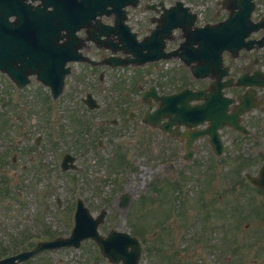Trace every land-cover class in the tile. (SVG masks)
I'll return each mask as SVG.
<instances>
[{
    "label": "rangeland",
    "instance_id": "obj_1",
    "mask_svg": "<svg viewBox=\"0 0 264 264\" xmlns=\"http://www.w3.org/2000/svg\"><path fill=\"white\" fill-rule=\"evenodd\" d=\"M168 71V70H164ZM134 71H131L133 74ZM149 72L151 74V77H156V74L158 73V70L156 69H149ZM176 73V71H175ZM132 78L134 77L131 75ZM131 78V80H132ZM7 87L5 85H0V94L4 90L5 92ZM7 94V93H6ZM6 101H9L8 95L4 97ZM10 103V102H9ZM33 106V110L29 112V118L28 122L26 124H21L23 120H21L20 124L15 127L12 119L15 115L13 111H11L10 104L8 106L2 105L3 108H0V145L3 148V152L1 153L2 158H8L11 156L14 151H18L19 143L22 145V154L23 156L27 157V163L29 165V168L26 172L23 173V180L22 183L27 184L33 181L37 177V172L35 171L36 167L42 166L47 160H50L51 162L54 160V156L57 154V157L61 154L62 149L67 147V145H62L59 149L56 151H53L48 147V145L45 143L40 149H35L36 152L35 157L31 158L28 157L26 149L32 145V140L39 134L42 133L46 129V120L43 118V111L42 106L40 104H35L33 101L32 103H29L28 106ZM133 107L137 108V105H133ZM78 110L82 109L81 106L77 105ZM40 114V118L37 117V115ZM45 116V115H44ZM36 117L37 123L35 125H32L31 118ZM87 118V117H86ZM11 120V126H8L5 122ZM92 123V130L94 135H96L98 138L104 140V143L109 150H113L112 146L114 145L117 137L119 136L120 130L113 129L109 125V119H107V122H104L103 117H94L91 120ZM4 125H7L6 128H4ZM127 129L131 138L137 141V144L139 143L140 139L144 138L142 136L140 130L142 129L135 123H127L126 124ZM15 127V128H14ZM123 135V134H122ZM121 135V136H122ZM231 138V137H230ZM228 138V140L230 139ZM26 140V142H25ZM153 141V140H152ZM156 146L155 144H153ZM158 146V145H157ZM128 146L126 145V148ZM150 148H153L151 145ZM138 149V147L136 148ZM229 150L233 151V148L231 147V144L229 145ZM258 151L254 150L252 145L248 143H241L240 147L238 148L237 155L241 156L245 160H248V172L254 171L256 172L261 164L257 162V166L255 163H252L251 161L255 160V158H259L260 155H258ZM204 157H206L205 152H200L198 159L202 160ZM228 157H230L229 151H228ZM232 157H236V154L232 152ZM148 158V156L145 157V160ZM229 160V159H228ZM111 162V161H110ZM109 162V163H110ZM157 160L154 161V165L157 164ZM79 165L81 167L80 173H74V176L77 180L80 181H87L90 182L92 185H96L94 189V194L97 196H91L88 199L89 206L92 208V211L95 214H98V212L101 209L109 208L110 214L108 217V222L104 227V230H108L110 228L115 229H123L124 227V219L122 212H120L117 208V194L116 192H119L120 189H122L124 186L130 185L131 187H142L143 185H149V182L147 181L146 184L142 181L141 177L137 174L136 171H126L123 172L122 167H112L108 170V166L106 169L102 166L94 164L91 157L84 153L80 157ZM109 165V164H108ZM104 168V173L99 176L98 178L95 176L96 170H102ZM11 169V168H10ZM228 167L225 168V172L227 173ZM0 172L4 175L7 172H4L3 169L0 170ZM216 176H218V173H215ZM224 176V175H223ZM41 179V178H38ZM69 181V179H67ZM108 181H112L109 183ZM201 179L196 178L194 180V183L192 184V191L189 192V208L190 213L193 214L194 218H197V210L194 206V197L196 196V199L198 198V195L202 194L206 195V198L208 199L207 202L209 203V208H207L209 213V219L211 217H214L215 219L219 218V210L215 207V201L216 199H210L218 197L219 194L222 191V197L220 198V205L223 206V209L227 210V203L229 200L233 199L235 196L232 194H227L226 192L230 190V186L235 184V178L234 176H231L230 180H224V179H218L214 183H212L211 187H209V184L204 183V185L200 182ZM11 185L15 186L19 181L10 179ZM98 182V183H97ZM114 182L118 183L115 184ZM97 183V184H96ZM20 184L17 185L19 187ZM244 190V189H243ZM14 192V191H13ZM18 194L14 192L9 198L6 199H0V210L3 213L2 218V227L1 231L3 232V237L6 234L5 229H12L15 228L16 232L19 233L22 229L21 224L18 223L20 220L21 222H24V228H27L26 226L28 223H32L31 216L29 215L30 211L34 210V224L31 226V228L36 229L34 230L36 238H40L43 235V230L40 226V223L42 220L51 222L53 225L57 227V230H55V233L57 234H63L65 232H62L59 230L63 224H61V220L59 218V214H55L54 211L48 212L44 217L41 214H38L39 207L36 205V202L31 201L30 197L28 196V204L24 209H21L18 201H17ZM262 199V198H261ZM49 200L52 201V197H49ZM138 200V198H136ZM71 201V199H66V202ZM155 201V200H152ZM159 201V200H157ZM170 204L166 207V210L169 209ZM107 208V209H108ZM134 211H135V207ZM11 209L10 213H7V211ZM152 209V207H151ZM204 209V207L200 208ZM133 211V212H134ZM165 213V210L162 211V214ZM201 214V212H200ZM143 217V223L139 226V229L144 236V239L148 246V251L151 249V252L148 253L147 258H145V261H147V264H160L163 255H168V257H176V253L172 251L171 248H168L165 246L166 243H162L161 240L166 239L163 235L159 234V232L156 233V235H153L155 233L153 229L154 225H157L160 223V220L156 219L155 214L153 212L151 213V210H149L147 207H144L141 213ZM64 222L69 225L70 224V216L66 215L63 217ZM121 220V223L119 221ZM179 221V218H174V226L172 227L174 230V227L176 226L177 222ZM37 223L39 225H37ZM260 225L264 229V222L255 223V226H250L249 228H246V223H242L241 228V235L244 236V241L251 239L252 242V236L253 234H256V228ZM64 226V225H63ZM172 230V231H173ZM42 231V232H41ZM194 230L186 231L183 234L185 244L180 248L178 251L181 253L180 257H185L189 262H192L191 264H202L201 261V251L198 249H195L193 242H189V240L192 239ZM225 231H221L220 234H223ZM51 233L53 231L51 230ZM10 235V233H9ZM11 236V235H10ZM234 242V241H232ZM90 243V242H89ZM157 245L159 247V250L155 253L153 252L154 245ZM244 242L242 243L243 246ZM92 245V243H91ZM241 247L237 246L236 248ZM262 247V245L257 246L256 248ZM222 247L215 246L216 253L215 257L218 258L220 262H223V254H222ZM235 248V249H236ZM89 250L91 254L89 253ZM263 251V249H262ZM240 252L242 253L240 255ZM256 252L258 250H254L252 252V248L249 247L247 244L245 247H242L240 249H237L234 251V253H230L233 258L228 264H264V258H256ZM208 253V252H205ZM204 253V254H205ZM87 255V256H86ZM53 259L52 264H101V259H94L90 261V259H93L96 256V250L93 246H90V249L88 247V242L83 244L81 249L78 250H65V251H58L57 253L51 254ZM86 256V257H85ZM185 258H180L176 263H170V264H187V260ZM203 261L207 262V255H203L202 258ZM104 262V261H103ZM105 263V262H104Z\"/></svg>",
    "mask_w": 264,
    "mask_h": 264
},
{
    "label": "flooded vegetation",
    "instance_id": "obj_2",
    "mask_svg": "<svg viewBox=\"0 0 264 264\" xmlns=\"http://www.w3.org/2000/svg\"><path fill=\"white\" fill-rule=\"evenodd\" d=\"M3 1L4 0H0V4ZM16 1L18 2L19 0H16ZM48 1H52V4L56 8L64 9L67 11H71L75 7H81L84 3L89 2V0H42L43 3H46ZM259 3L261 5H264V0H259ZM39 4H41V1L34 2L32 5L36 6ZM219 6H221L222 8L227 7L229 6V1L223 0L219 2ZM24 8H27V7H24ZM256 12H257V9H256ZM253 14H254L255 21H258L259 17L257 18V13L254 12ZM27 19H44V18L31 15ZM140 27H141V30L139 31L140 33L143 32L145 29L148 30L146 26H144L143 24H140ZM31 29L33 30L34 28L31 27ZM252 37L256 39L253 42L254 50H250V51L242 50L238 58H233L230 53L228 54L225 53L224 54L225 63L230 66L231 72L236 79L244 74H250V75L255 74L254 78L255 76H257L256 77L257 81L264 83V32L263 34L253 33ZM97 52H98L97 54H101L99 52H102V51H97ZM97 54L93 56L95 59H98ZM211 83H213L212 79H206L204 81H201L200 86L197 88L205 90L206 93H208L207 89H209ZM247 89L248 88H244L240 86H232L230 88H227L225 90V93L232 98H237L241 94L246 93ZM252 89H253V96L254 97L256 96L257 99L263 101L264 100V87L253 86ZM259 112H262V116L257 115ZM246 118L248 119V121L251 123V125L253 126L255 130H258L259 133L264 134V103H262L259 110L255 111L251 115L246 116ZM1 258L2 257H0V259ZM28 262L20 263V264H27ZM28 264H35V263L32 261Z\"/></svg>",
    "mask_w": 264,
    "mask_h": 264
},
{
    "label": "water",
    "instance_id": "obj_3",
    "mask_svg": "<svg viewBox=\"0 0 264 264\" xmlns=\"http://www.w3.org/2000/svg\"><path fill=\"white\" fill-rule=\"evenodd\" d=\"M263 176H264V174H263Z\"/></svg>",
    "mask_w": 264,
    "mask_h": 264
}]
</instances>
